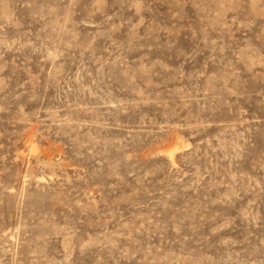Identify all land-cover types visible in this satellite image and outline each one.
<instances>
[{
	"label": "rangeland",
	"instance_id": "obj_1",
	"mask_svg": "<svg viewBox=\"0 0 264 264\" xmlns=\"http://www.w3.org/2000/svg\"><path fill=\"white\" fill-rule=\"evenodd\" d=\"M0 264H264V0H0Z\"/></svg>",
	"mask_w": 264,
	"mask_h": 264
}]
</instances>
